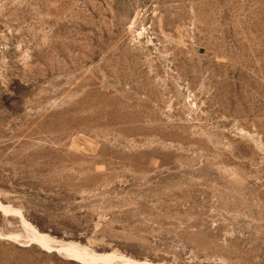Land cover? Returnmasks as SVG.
<instances>
[{"label":"rangeland","instance_id":"1","mask_svg":"<svg viewBox=\"0 0 264 264\" xmlns=\"http://www.w3.org/2000/svg\"><path fill=\"white\" fill-rule=\"evenodd\" d=\"M0 264H264V0H0Z\"/></svg>","mask_w":264,"mask_h":264},{"label":"bare ground","instance_id":"2","mask_svg":"<svg viewBox=\"0 0 264 264\" xmlns=\"http://www.w3.org/2000/svg\"><path fill=\"white\" fill-rule=\"evenodd\" d=\"M35 237H36V239L40 242V243H42V244H44V245H50V243H51V240H50V237H48L47 235H42V234H39V233H36V235H35ZM65 250L67 251V252H71V253H73L74 255H77V256H79V254L77 253V249H75V248H73V247H66L65 248ZM86 260H88V261H96V260H100V259H98V257H96V256H91V255H89L88 257H86L85 258Z\"/></svg>","mask_w":264,"mask_h":264}]
</instances>
